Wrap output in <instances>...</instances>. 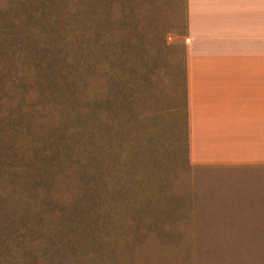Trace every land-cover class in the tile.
<instances>
[{"label":"rangeland","instance_id":"rangeland-1","mask_svg":"<svg viewBox=\"0 0 264 264\" xmlns=\"http://www.w3.org/2000/svg\"><path fill=\"white\" fill-rule=\"evenodd\" d=\"M0 44V264H264V161L190 149L185 0H0Z\"/></svg>","mask_w":264,"mask_h":264},{"label":"crops","instance_id":"crops-1","mask_svg":"<svg viewBox=\"0 0 264 264\" xmlns=\"http://www.w3.org/2000/svg\"><path fill=\"white\" fill-rule=\"evenodd\" d=\"M189 144L204 161H264V0H185Z\"/></svg>","mask_w":264,"mask_h":264},{"label":"trees","instance_id":"trees-1","mask_svg":"<svg viewBox=\"0 0 264 264\" xmlns=\"http://www.w3.org/2000/svg\"><path fill=\"white\" fill-rule=\"evenodd\" d=\"M1 45V44H0ZM43 80L48 84L53 82V79H44ZM54 83V82H53ZM46 84V85H47ZM72 128H75L73 126H70ZM82 136H84L83 133H79L78 132V136L75 137L76 142H81V145H83V139ZM80 176H82L81 172H79ZM81 201V200H80ZM86 207H87V203H82V202H78L74 205L71 206V208L69 209H63V213H62V217H66L65 220H67V218H72V217H77V216H83V214L86 212ZM75 213V214H74Z\"/></svg>","mask_w":264,"mask_h":264}]
</instances>
